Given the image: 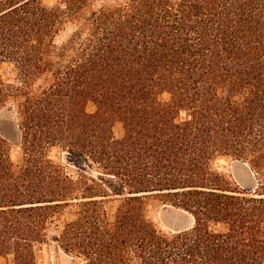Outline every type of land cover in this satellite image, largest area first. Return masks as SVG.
Listing matches in <instances>:
<instances>
[{
	"label": "trees",
	"instance_id": "16d2710c",
	"mask_svg": "<svg viewBox=\"0 0 264 264\" xmlns=\"http://www.w3.org/2000/svg\"><path fill=\"white\" fill-rule=\"evenodd\" d=\"M97 1L0 0V111L22 156L0 135V259L54 244L73 264H264V0ZM152 201L193 227L162 232Z\"/></svg>",
	"mask_w": 264,
	"mask_h": 264
},
{
	"label": "rangeland",
	"instance_id": "374dc122",
	"mask_svg": "<svg viewBox=\"0 0 264 264\" xmlns=\"http://www.w3.org/2000/svg\"><path fill=\"white\" fill-rule=\"evenodd\" d=\"M43 3L49 7H56L61 0H42ZM122 1V0H119ZM104 3H113V0H98L95 6H100ZM75 29L73 24H69L65 32L58 38L59 44L64 43ZM1 76L4 83L13 86H21L22 79L20 73L14 65L5 64L1 68ZM45 86L44 80H38L35 84V89L40 91ZM88 110L93 112L94 106L90 105ZM16 118L10 106L0 111V135L10 144L12 148V157L15 162L21 161V153L19 151L20 142L18 145V133L15 128ZM52 157L58 161L65 162L71 165L69 157L66 153H61L59 150H54ZM238 160L220 158L215 161L213 167L216 171L225 175L228 180L233 184L234 188L245 190V188L237 181L235 176V162ZM253 172V171H252ZM254 173V172H253ZM255 185L254 182L251 184ZM258 186V183L256 184ZM150 216L159 230L167 234H174L184 231V223L188 216L183 210L178 208L164 205L158 201H152L150 206ZM191 219V218H190ZM181 220V221H180ZM180 221V222H179ZM184 221V222H182ZM174 222V223H173ZM182 222V223H181ZM189 223V221H188ZM193 227V226H192ZM180 230V231H179ZM189 230V229H188ZM0 264H5L0 259ZM7 264H14L13 257H10ZM38 264H73V260L65 254L60 248L54 244H47L38 248Z\"/></svg>",
	"mask_w": 264,
	"mask_h": 264
},
{
	"label": "water",
	"instance_id": "95a60500",
	"mask_svg": "<svg viewBox=\"0 0 264 264\" xmlns=\"http://www.w3.org/2000/svg\"><path fill=\"white\" fill-rule=\"evenodd\" d=\"M17 124V123H16ZM15 128H16V130H17V133H18V145H19V142H20V132H19V128H18V126L16 125L15 126ZM238 162H241V163H243L244 165H247V167H248V164H246V163H244V162H242V161H238ZM236 169H238L237 167H235V176H236V178L237 179H241V175L240 174H237V172H236ZM251 171V170H250ZM252 172V171H251ZM252 175H253V173H251ZM253 179L255 180V185L254 186H252L251 184H252V182H254V181H249V182H247L246 180H240V183L243 185V187L245 188V190L247 191V192H255L256 191V189H257V181H256V178H255V176L253 175ZM188 221H189V223H188ZM193 224H194V222H192V220L188 217L187 218V220H186V222L184 223V231L185 230H188V229H190V228H192V226H193ZM180 231V230H179Z\"/></svg>",
	"mask_w": 264,
	"mask_h": 264
},
{
	"label": "bare ground",
	"instance_id": "6f19581e",
	"mask_svg": "<svg viewBox=\"0 0 264 264\" xmlns=\"http://www.w3.org/2000/svg\"><path fill=\"white\" fill-rule=\"evenodd\" d=\"M235 164V166L238 168V169H236V172H237V174H240L241 175V179H237V181L240 183V180H246L247 182H251V181H254V183H255V180L253 179V175H254V173L253 172H251L252 170L250 169V167L248 166L247 167V165H244L243 163H241V162H235L234 163ZM251 170V171H250ZM251 173H253V175L251 174ZM257 181V180H256ZM241 184V183H240ZM242 185V184H241ZM243 186V185H242ZM192 220V219H191ZM181 221V220H180ZM179 221V222H180ZM182 222H184V221H182ZM181 222V223H182ZM192 222H193V220H192ZM174 223V222H173ZM191 229V228H190ZM186 231V230H185Z\"/></svg>",
	"mask_w": 264,
	"mask_h": 264
},
{
	"label": "crops",
	"instance_id": "0c3cea01",
	"mask_svg": "<svg viewBox=\"0 0 264 264\" xmlns=\"http://www.w3.org/2000/svg\"><path fill=\"white\" fill-rule=\"evenodd\" d=\"M257 183H258V181H257ZM258 188V187H257ZM257 190V189H256Z\"/></svg>",
	"mask_w": 264,
	"mask_h": 264
}]
</instances>
